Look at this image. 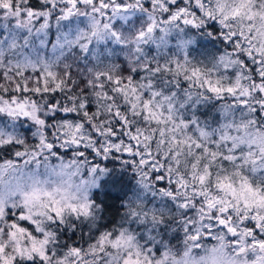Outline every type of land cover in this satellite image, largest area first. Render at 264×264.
Returning <instances> with one entry per match:
<instances>
[{"label":"snow or ice","instance_id":"1","mask_svg":"<svg viewBox=\"0 0 264 264\" xmlns=\"http://www.w3.org/2000/svg\"><path fill=\"white\" fill-rule=\"evenodd\" d=\"M0 121V264H264V0H0Z\"/></svg>","mask_w":264,"mask_h":264},{"label":"trees","instance_id":"2","mask_svg":"<svg viewBox=\"0 0 264 264\" xmlns=\"http://www.w3.org/2000/svg\"><path fill=\"white\" fill-rule=\"evenodd\" d=\"M32 3L36 4L37 0H32ZM64 23L66 24L67 22ZM119 23L120 22L118 21L117 26H119ZM56 34H57L56 27L53 22V27L50 30L49 35L47 37V45L45 48L41 49V51L47 56L53 55L52 44L55 43ZM35 44L37 47H39L38 40L35 41ZM110 47H116V46L110 45ZM219 47L222 46L214 44L213 42H209L208 40L202 37H197V43L192 45L190 48V55L191 57L195 58L196 61L205 60V62H207V58L211 54L215 53L217 51V48ZM25 51L27 52L29 50L25 49ZM150 51H152L153 53L155 52L154 49H150ZM114 59L117 62L123 63V57L121 56L114 57ZM68 62L73 63V71L75 73L76 65L74 62V58L69 57ZM80 67L83 68L84 65L81 63ZM198 115H200L202 119L212 115V106L209 105L207 108H202L199 111ZM215 119L219 120L218 114L215 116ZM20 131H22L25 134L26 142L29 145L36 143L35 139L31 136V129L27 125L20 128ZM16 150H23V146L14 145L11 147L0 149V164H2L5 160L11 159L14 160L18 165L23 167L24 160L27 159V157H19V158L16 157L14 155V152ZM57 151L64 156L65 160H70L72 158L71 150L64 151L62 149H57ZM39 159L41 160V165H43V157H40ZM58 161L59 160L57 158L51 157L49 162L51 164H57ZM93 162L100 163L102 167H108L110 169H114L115 170L114 174L118 173L122 175L124 178L123 185H116L113 187L109 182L102 190H98L94 192L95 199L97 200V202L101 203L104 207L103 220L101 221V224L106 228H111L114 224H116L120 220V217L124 211L122 204L126 202L127 197L131 195L132 190L135 188V178L133 177L131 171H127V172L120 171L121 162L118 160H113V159L101 160L100 158H96ZM34 167H35V162L28 165V168H34ZM41 171H43V167H41ZM22 223L27 227H31V225H29L27 222H22ZM82 230L83 232H87L88 231L87 226L86 225L82 226ZM180 236L181 234L178 233L176 236L172 237L171 238L172 243L177 244L178 246V241L180 239ZM63 239L67 240L69 243L75 240L77 243H80L84 246H86V243L88 242L87 236H85L83 240L80 239L79 232L75 236H72L70 233H65L63 235ZM205 243L214 244L215 241L209 238L206 239Z\"/></svg>","mask_w":264,"mask_h":264},{"label":"rangeland","instance_id":"3","mask_svg":"<svg viewBox=\"0 0 264 264\" xmlns=\"http://www.w3.org/2000/svg\"><path fill=\"white\" fill-rule=\"evenodd\" d=\"M125 156H126V155H125ZM125 158H127V157H125ZM58 163H59V161H58ZM58 163H57V164H58Z\"/></svg>","mask_w":264,"mask_h":264}]
</instances>
